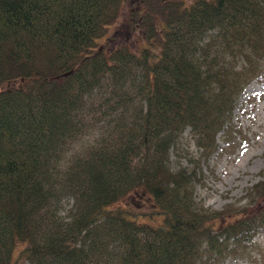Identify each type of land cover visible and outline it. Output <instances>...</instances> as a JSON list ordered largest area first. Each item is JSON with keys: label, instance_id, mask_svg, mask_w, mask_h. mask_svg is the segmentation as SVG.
<instances>
[{"label": "trees", "instance_id": "1", "mask_svg": "<svg viewBox=\"0 0 264 264\" xmlns=\"http://www.w3.org/2000/svg\"><path fill=\"white\" fill-rule=\"evenodd\" d=\"M128 1L0 0V264L248 255L263 220L204 211L172 157L187 130L205 157L232 136L264 0H134L122 43Z\"/></svg>", "mask_w": 264, "mask_h": 264}, {"label": "rangeland", "instance_id": "2", "mask_svg": "<svg viewBox=\"0 0 264 264\" xmlns=\"http://www.w3.org/2000/svg\"><path fill=\"white\" fill-rule=\"evenodd\" d=\"M135 5L134 0H129L123 8L122 24L119 22L110 30V35L118 28L122 31V43L131 37L128 17ZM237 65L240 69L244 62L238 60ZM230 124L232 136L228 138L226 130L223 131L217 137L218 150L210 157H205L187 130L174 150L172 166L197 170L200 180L194 186V194L204 211L222 214L242 211L243 217L263 220L252 241L246 244V258L230 259L229 264H264V62L239 99ZM97 135H100L97 131L90 133L82 144L95 140ZM67 157L70 159V152ZM69 210L70 202L66 199L63 211L67 214ZM216 223L222 224L221 217Z\"/></svg>", "mask_w": 264, "mask_h": 264}]
</instances>
